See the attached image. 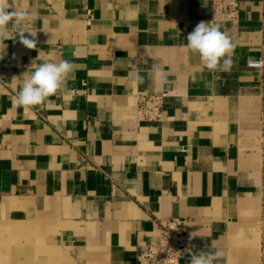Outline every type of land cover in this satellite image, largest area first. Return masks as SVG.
I'll list each match as a JSON object with an SVG mask.
<instances>
[{"label": "crops", "instance_id": "1", "mask_svg": "<svg viewBox=\"0 0 264 264\" xmlns=\"http://www.w3.org/2000/svg\"><path fill=\"white\" fill-rule=\"evenodd\" d=\"M238 1L233 24L213 0H9L36 48L11 25L0 44V264H147L171 220L188 222L192 255L261 264L264 67L249 62L264 61V0ZM201 21L235 43L230 70L186 47ZM61 60L76 66L61 90L13 104ZM141 95H163L161 120L138 119Z\"/></svg>", "mask_w": 264, "mask_h": 264}, {"label": "clouds", "instance_id": "2", "mask_svg": "<svg viewBox=\"0 0 264 264\" xmlns=\"http://www.w3.org/2000/svg\"><path fill=\"white\" fill-rule=\"evenodd\" d=\"M29 18L27 10H17L12 7L9 0H0V44H2L9 30V25H11V30L19 35L20 43L28 49H35L36 41L24 35L26 31L23 25ZM186 47L199 55L200 60L209 71H227L232 66L231 54L235 49V43L231 37L220 30V26L217 24L199 22L195 29L188 34ZM4 51L5 49L0 48V58H2ZM75 71L76 66L68 60L39 64L23 81L13 104L25 110L41 105L47 98L61 90L67 79L70 76L74 77ZM152 71L159 83L166 84L168 82L162 64H154ZM136 79L143 82V77L138 74ZM221 256L222 252L219 250L200 252L191 255V264H215V261Z\"/></svg>", "mask_w": 264, "mask_h": 264}, {"label": "built area", "instance_id": "3", "mask_svg": "<svg viewBox=\"0 0 264 264\" xmlns=\"http://www.w3.org/2000/svg\"><path fill=\"white\" fill-rule=\"evenodd\" d=\"M213 20L237 23L239 17L238 0H213ZM250 67L262 68L264 61H250ZM139 120L159 121L163 117V95H141L138 99ZM264 224V191L262 196V216ZM188 222L183 220L160 221L157 224L159 238L147 244L142 257L147 264H191V251L186 242Z\"/></svg>", "mask_w": 264, "mask_h": 264}, {"label": "rangeland", "instance_id": "4", "mask_svg": "<svg viewBox=\"0 0 264 264\" xmlns=\"http://www.w3.org/2000/svg\"><path fill=\"white\" fill-rule=\"evenodd\" d=\"M259 236H260V244H259V249L258 253L261 256V264H264V224L260 222L259 225Z\"/></svg>", "mask_w": 264, "mask_h": 264}]
</instances>
